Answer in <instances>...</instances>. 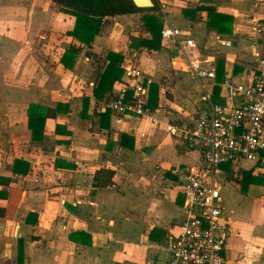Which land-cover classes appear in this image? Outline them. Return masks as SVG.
Masks as SVG:
<instances>
[{"label": "crops", "instance_id": "1", "mask_svg": "<svg viewBox=\"0 0 264 264\" xmlns=\"http://www.w3.org/2000/svg\"><path fill=\"white\" fill-rule=\"evenodd\" d=\"M163 1L170 22L199 44L193 55L216 66L215 84L196 78L173 42L162 38L159 51L134 45L152 37L142 19L152 11L105 17L90 46L70 34L76 16L54 0H0V264H168L186 212L173 170L203 161L168 128L192 123L209 101L240 103L222 83L258 71L253 46L264 53V35L253 27L264 28V0ZM204 7L232 17L231 31L209 26ZM72 45L81 50L67 68ZM111 51L154 78L153 118L100 106L111 91L99 97L94 88ZM31 104L62 106L46 117L40 141L29 127ZM18 161L26 173L14 171ZM215 180L231 222L227 264H264V167L226 162Z\"/></svg>", "mask_w": 264, "mask_h": 264}, {"label": "built area", "instance_id": "2", "mask_svg": "<svg viewBox=\"0 0 264 264\" xmlns=\"http://www.w3.org/2000/svg\"><path fill=\"white\" fill-rule=\"evenodd\" d=\"M157 1L155 14L164 24L162 37L176 45L196 78L209 79L215 84L216 66L206 67L193 55L199 44L170 22L168 3ZM253 29L264 35L263 27L256 25ZM217 41L222 46L233 45L230 38L218 37ZM253 48L259 69L252 79L234 84L226 78L222 83L229 91L228 97L239 96L240 103L209 101V107L199 110L192 123H171L168 128L172 136L179 137L188 148L199 150L203 158L200 167L178 165L173 170L186 193V212L178 232L170 236L168 264H227L225 251L231 222L215 175L223 163L241 159L264 167V53L256 45ZM123 69L122 78L115 82L113 91L100 100V106L119 116L153 118L150 99L154 78L129 57L125 58Z\"/></svg>", "mask_w": 264, "mask_h": 264}, {"label": "trees", "instance_id": "3", "mask_svg": "<svg viewBox=\"0 0 264 264\" xmlns=\"http://www.w3.org/2000/svg\"><path fill=\"white\" fill-rule=\"evenodd\" d=\"M59 8L65 12H69L76 16L75 28L70 34L80 43L85 45H92L97 34H99L103 19L107 16L124 15L133 13H143L152 11L151 14H144L142 19L147 30L152 34L151 38L133 39L134 45H139L152 50L159 51L162 48V23L155 15L156 7L145 8L136 5L134 0H54ZM203 8V7H202ZM205 8V7H204ZM208 10L210 21L209 26L216 28L219 32L226 33L231 31L232 23L228 21L232 17L225 13L218 12L215 7H206ZM81 46L72 45L67 49L62 57V63L67 68H72L76 63V58L79 55ZM108 63L101 74L99 84L94 88L95 96H103L107 92H112L114 89V82L122 77L124 72L123 64L124 57L118 52L111 51L107 55ZM152 98V103H154ZM153 106V105H152ZM62 107L58 104V108ZM48 109L38 104H31L29 115V127L33 133V139L40 141L43 139V132L46 117L49 114L56 115L58 110ZM25 165L24 161H18L15 164L14 171L26 173L29 165L24 169H20L18 164Z\"/></svg>", "mask_w": 264, "mask_h": 264}, {"label": "water", "instance_id": "4", "mask_svg": "<svg viewBox=\"0 0 264 264\" xmlns=\"http://www.w3.org/2000/svg\"><path fill=\"white\" fill-rule=\"evenodd\" d=\"M136 5L140 7H145V8H151L154 6V0H134Z\"/></svg>", "mask_w": 264, "mask_h": 264}]
</instances>
